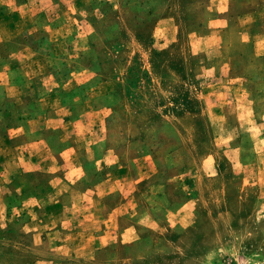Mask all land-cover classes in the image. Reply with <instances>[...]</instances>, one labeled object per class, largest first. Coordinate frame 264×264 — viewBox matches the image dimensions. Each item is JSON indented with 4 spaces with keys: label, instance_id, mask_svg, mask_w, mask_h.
I'll return each instance as SVG.
<instances>
[{
    "label": "rangeland",
    "instance_id": "obj_1",
    "mask_svg": "<svg viewBox=\"0 0 264 264\" xmlns=\"http://www.w3.org/2000/svg\"><path fill=\"white\" fill-rule=\"evenodd\" d=\"M17 1L0 264H264V0Z\"/></svg>",
    "mask_w": 264,
    "mask_h": 264
},
{
    "label": "crops",
    "instance_id": "obj_2",
    "mask_svg": "<svg viewBox=\"0 0 264 264\" xmlns=\"http://www.w3.org/2000/svg\"><path fill=\"white\" fill-rule=\"evenodd\" d=\"M19 6L21 7V3H19L17 0H6V1H1L0 0V7L7 8L6 10H12V9H15V8L17 10L19 8ZM8 13H9V11H6V13H3V14H8ZM3 14L0 13V18H1L0 21L1 22H2V20H4L2 18V17H4ZM6 19H7V17H5V20ZM19 21L20 20H18V22ZM2 34H4V33H1L0 32V35H2ZM10 40H12V39L3 38V36L2 37L0 36V42H3V41L9 42ZM13 53H15V52H12L11 54H13ZM12 69H13V67L12 66H9L7 64L0 65V74H6V77H7L6 79L1 80V82H0V88L4 91V92H2V96H4L3 97L4 100L5 99H9L11 97H14L10 93H13V95H15V93L19 92V89L20 90H23L24 89V83L15 80V77H16L15 76V73H16V71H15V69L14 70H12ZM18 100H19V97H16V102H18ZM45 118H47V117H45ZM54 118H57V116H54V117L53 116H50V117L48 116V119H54ZM3 119H5V118H1L0 117V121H3ZM40 119H41L40 118V115L38 117L37 116L35 117L34 115H32L27 120L32 123V122H37ZM30 132L34 135L32 137V139H31V142L32 141L36 142V141L44 140L45 139L44 138L45 137L44 135H36L37 133H40L41 132V130H39L38 128H31ZM60 138H61V141L62 142L63 141L65 142V138L63 136L62 137L60 136ZM49 143H51V146H52V142L49 141ZM12 148H14V146ZM71 148L75 149L76 148V145L74 146V144L72 143V144L68 145L65 148V150H69ZM89 152H91V151H88V153ZM52 153H53V151H52ZM74 159H75L74 157H72V156L70 157V161H69L70 163H69V166H68V170L70 168H72L73 165H75V162L76 161H74ZM91 159H94V157L91 158ZM29 161H30L29 158H25L24 161H23L24 164H21V166H24V168L28 167L26 165H27V163Z\"/></svg>",
    "mask_w": 264,
    "mask_h": 264
}]
</instances>
